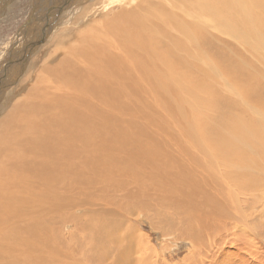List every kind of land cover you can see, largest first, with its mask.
I'll return each instance as SVG.
<instances>
[{
	"label": "bare ground",
	"instance_id": "1",
	"mask_svg": "<svg viewBox=\"0 0 264 264\" xmlns=\"http://www.w3.org/2000/svg\"><path fill=\"white\" fill-rule=\"evenodd\" d=\"M63 2L60 12L46 16ZM134 2L118 9L105 5L101 14L96 11L100 0H49L39 11L38 31L43 30L37 36L34 31L36 44L18 59L15 76L35 67L27 62L36 45L52 30L57 36L41 67L19 79V95L0 118V264H68L57 254L65 247L59 231L65 218L52 208L67 193L81 191L80 183L87 188L96 178L117 175L128 181L129 173L151 168L141 163L152 161L155 170L148 174L160 192L154 206L163 213L158 219L172 213L178 221L199 223L194 234L204 235L207 221L220 223L219 204L229 207L227 192L242 193L263 176L264 0ZM90 10L96 15L86 18ZM68 16L69 26L52 27L53 19ZM205 18L228 37L223 39L227 46L212 43L216 36L209 35ZM65 47L57 63L48 64ZM213 51L222 53V62L215 53L208 68L193 63ZM184 96L197 97L198 109L194 102L185 104ZM149 97L174 99L171 110L184 113L168 127L132 125L140 121L136 115L132 119L135 111L153 116L155 109L148 115L140 109ZM144 181L138 187L148 197L152 181ZM90 220L89 236L75 245L82 260L74 264H89L95 257L102 262L108 255L109 248L101 245L108 231L100 234L105 220Z\"/></svg>",
	"mask_w": 264,
	"mask_h": 264
},
{
	"label": "rangeland",
	"instance_id": "2",
	"mask_svg": "<svg viewBox=\"0 0 264 264\" xmlns=\"http://www.w3.org/2000/svg\"><path fill=\"white\" fill-rule=\"evenodd\" d=\"M48 1L0 0V88L6 81V84L9 83L5 87L6 89L4 88L0 91V118L4 115L5 109L8 107V102L19 95V92H17L20 91L17 86L19 79H25L31 71L41 67L48 57L46 48L50 46L53 39L57 36L56 30H52V33L49 32L48 37L36 45L30 51L31 53L29 52L31 56L27 63L28 65L30 63L35 64V67L33 66V69L26 71L22 76L20 74L19 76H15V72L20 70H17L16 66L18 59H22L20 56L26 53L33 43L36 44L34 31L37 36L43 30L42 28L38 31L43 24L39 11L44 9L45 6H48ZM127 2L128 0H100L99 7L97 6L96 11L105 14V11L102 9L105 8V5H108V8L118 9ZM139 2L141 0H135L134 5H137ZM145 3L141 2V4ZM65 6L66 3L64 2L52 5L47 11L46 16L49 17L52 12H60ZM96 11L90 10L86 12V18L89 15H96ZM60 14H62V11ZM30 15H34V19ZM185 17L190 21H196L195 23H202L196 17ZM52 18L50 17V20ZM62 18L60 17L57 21L55 19L52 20V27L58 31L72 23L71 21L70 23L68 22L71 16H68V19L64 18L65 20H61ZM204 21L209 26V35L212 37L216 36V39L213 40L215 43L213 41L212 43L220 46L223 44L224 47L227 46V42L223 41V39H228V37L216 31L215 28L210 27V23L206 18ZM44 32L47 33L48 31L44 29ZM169 32L167 31V33ZM66 50L67 47L58 49L54 58L48 64H56ZM42 53L44 54L40 58V54ZM190 53L188 55L183 54V56H187L184 59V63H189ZM212 53L203 56L202 61L195 58L196 62L193 63L208 68L210 59L220 57L219 62L223 61L222 53L218 52V54L216 51ZM249 56L251 57L250 54ZM11 72H14L15 77L13 75L11 76ZM12 79H16L17 81L14 83ZM199 85L195 83L194 87ZM182 88L184 89L183 85ZM10 91L12 93H9ZM187 95L189 94L187 93ZM184 98H186L185 104L191 106L194 102L195 108L198 109L200 104L198 103L197 97L184 96ZM200 100L202 104L206 98ZM146 103L147 106L143 105L140 108L141 112L146 110L145 114L148 115L149 110L155 109L152 114L160 120L156 121L152 119L153 116H149L150 118L144 115L138 116V111H135L132 119L136 115L140 121L137 120V123H132V125L155 123L156 125L168 127L172 126L174 117L184 113L179 111L175 115L176 111L173 112L171 108H173V104L175 106L176 101L174 99L170 101L168 97H164L162 101H159L156 97H149V101H146ZM205 108L203 106L202 109ZM166 109L169 111V114L171 113L172 118H168L169 114H167L168 116L166 115L168 112ZM206 109L209 110V108ZM156 112L159 115H154ZM197 112L195 110L191 114H196ZM166 149L169 151L168 148ZM170 150L174 149L171 148ZM198 154L202 157V154ZM141 164L145 168L148 166L151 168L147 169V171L142 170L138 173L136 172L134 175V172L132 174L129 173L131 178L128 181L123 179L122 175H117L111 179L107 178L108 180L103 177L96 178L94 184L87 188H83L84 185L80 183L79 187H81V191L73 192L72 194L67 193V195L61 197L60 203H56L57 206L52 208L53 214L60 213L65 218L64 223L62 222L59 227L60 234L65 241V247L61 252L53 250L58 252L57 254L64 262L74 264L77 260H82V251L75 248L77 246V239L80 238L79 241H82L85 239L84 236L88 237L92 227L89 221H91L90 219H97L105 220L104 228L100 234L104 230H107L109 235L103 237L104 239L101 240V245L104 248L107 246L109 252L102 262L95 257L89 264H245L247 262L264 264V185L261 188H258V185L256 186L261 180L264 184V174L263 176L261 174L251 185L242 188V193L239 191L227 192L230 195L229 207L227 208V206L222 204H219L217 207V210L222 211L217 216L220 223L209 226V221H207V224L203 227V229L206 228L205 234L197 235L194 234L196 231L194 226L199 223L190 221H187V223L184 219L178 221L172 213L167 214L169 218L166 220L158 219L163 215L158 207H156L158 206L156 202L160 192L153 189L155 183L153 179L154 175L148 174L152 173L151 171L153 169L155 170V167L152 161ZM169 175L171 176L169 179L173 180L174 174L169 173ZM144 179L148 183L150 180L152 181L150 195L148 197H145L146 194L138 187L141 181L145 185ZM206 181L209 185L208 179ZM204 194H199V196L204 199L206 198ZM145 202H148L149 205H145ZM209 216L211 217L212 215ZM99 249L98 252L100 253L102 250L101 248ZM67 255L68 257H65Z\"/></svg>",
	"mask_w": 264,
	"mask_h": 264
}]
</instances>
